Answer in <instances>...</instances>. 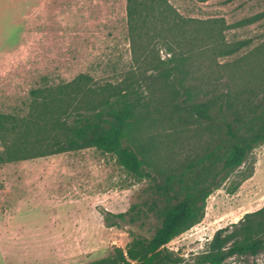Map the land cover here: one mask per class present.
I'll use <instances>...</instances> for the list:
<instances>
[{
    "label": "trees",
    "instance_id": "1",
    "mask_svg": "<svg viewBox=\"0 0 264 264\" xmlns=\"http://www.w3.org/2000/svg\"><path fill=\"white\" fill-rule=\"evenodd\" d=\"M225 27L219 18H185L169 0H126L130 70L101 84L78 73L32 88L26 115L0 112V163L96 147L148 182L152 198L143 205L156 218L153 233L129 230L125 248L88 264H174L167 244L202 220L207 197L225 184L234 193L252 175L250 156L264 142V40L219 62L250 43L227 42ZM185 146L189 153L174 158ZM141 205L105 221L134 222L148 214ZM263 251L264 205L216 229L194 264H252Z\"/></svg>",
    "mask_w": 264,
    "mask_h": 264
},
{
    "label": "rangeland",
    "instance_id": "2",
    "mask_svg": "<svg viewBox=\"0 0 264 264\" xmlns=\"http://www.w3.org/2000/svg\"><path fill=\"white\" fill-rule=\"evenodd\" d=\"M36 1L0 0L1 113L26 115L32 88L55 86L78 73L99 84L115 81L132 64L126 0H50L34 19ZM169 2L185 18L222 19L227 42L250 40L219 62H230L264 40V0ZM159 54L166 55L163 47ZM199 63L196 69L205 67ZM207 139L194 137L189 145ZM187 153L185 146L174 158ZM250 157L252 175L234 193L227 192V184L215 189L202 220L167 244L179 258L174 264H194L216 229L264 205V142ZM151 198L146 180H136L114 155L96 147L0 163V264H88L107 256L115 246L125 248L129 230L153 233L156 218L143 205ZM134 203L142 204L147 216L134 222L126 216L120 225L105 221L106 213L124 212ZM250 260L264 264V251Z\"/></svg>",
    "mask_w": 264,
    "mask_h": 264
},
{
    "label": "crops",
    "instance_id": "3",
    "mask_svg": "<svg viewBox=\"0 0 264 264\" xmlns=\"http://www.w3.org/2000/svg\"><path fill=\"white\" fill-rule=\"evenodd\" d=\"M37 4L32 8L34 19H37L38 13L44 12L49 8L50 0H37Z\"/></svg>",
    "mask_w": 264,
    "mask_h": 264
}]
</instances>
